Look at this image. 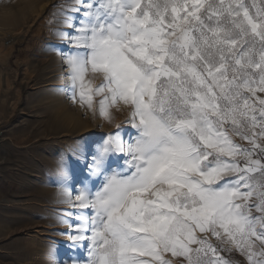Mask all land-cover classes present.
<instances>
[{
    "label": "snow or ice",
    "instance_id": "obj_1",
    "mask_svg": "<svg viewBox=\"0 0 264 264\" xmlns=\"http://www.w3.org/2000/svg\"><path fill=\"white\" fill-rule=\"evenodd\" d=\"M62 15L70 99L110 123L122 102L136 132L116 124L88 153L96 180L73 206L92 212L67 234L85 264H231L212 238L264 264V0H70Z\"/></svg>",
    "mask_w": 264,
    "mask_h": 264
},
{
    "label": "rangeland",
    "instance_id": "obj_2",
    "mask_svg": "<svg viewBox=\"0 0 264 264\" xmlns=\"http://www.w3.org/2000/svg\"><path fill=\"white\" fill-rule=\"evenodd\" d=\"M69 2L0 0V264H85L89 247H73L67 234L75 231L70 223H79L76 214L92 212L73 206L85 181L92 187L96 180L86 166L92 162L88 153L117 131L116 124L125 129V139L136 135L126 124L132 110L122 102L110 109V123L99 114L98 103L89 110L65 91L70 81L62 53L72 49L62 34L73 30L62 12ZM255 2L259 6L260 0ZM88 80L94 89L104 82L102 74L91 71ZM258 96L264 98V92ZM236 143L252 147L239 138ZM120 155L112 160L113 172L125 167ZM58 157L64 158L63 167ZM65 188L72 203L58 195ZM218 255L231 264H250L231 245ZM164 259L187 264L170 253Z\"/></svg>",
    "mask_w": 264,
    "mask_h": 264
},
{
    "label": "built area",
    "instance_id": "obj_3",
    "mask_svg": "<svg viewBox=\"0 0 264 264\" xmlns=\"http://www.w3.org/2000/svg\"><path fill=\"white\" fill-rule=\"evenodd\" d=\"M211 243L216 246L218 249H220V251L218 252V254L220 255H224L227 252L228 249V245H221V242L219 240H217L216 238H212L211 239Z\"/></svg>",
    "mask_w": 264,
    "mask_h": 264
},
{
    "label": "clouds",
    "instance_id": "obj_4",
    "mask_svg": "<svg viewBox=\"0 0 264 264\" xmlns=\"http://www.w3.org/2000/svg\"><path fill=\"white\" fill-rule=\"evenodd\" d=\"M64 160L63 157H58L57 158V163H58V166L62 167V161ZM62 192L58 193L59 196H61L62 198H64L61 194Z\"/></svg>",
    "mask_w": 264,
    "mask_h": 264
},
{
    "label": "bare ground",
    "instance_id": "obj_5",
    "mask_svg": "<svg viewBox=\"0 0 264 264\" xmlns=\"http://www.w3.org/2000/svg\"><path fill=\"white\" fill-rule=\"evenodd\" d=\"M174 262V264H177L175 261H173Z\"/></svg>",
    "mask_w": 264,
    "mask_h": 264
}]
</instances>
